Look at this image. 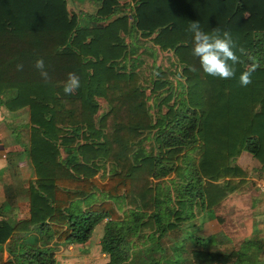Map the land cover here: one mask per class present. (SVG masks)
Here are the masks:
<instances>
[{"label":"trees","instance_id":"trees-1","mask_svg":"<svg viewBox=\"0 0 264 264\" xmlns=\"http://www.w3.org/2000/svg\"><path fill=\"white\" fill-rule=\"evenodd\" d=\"M123 1L99 0L87 18L106 21L81 26L66 0H0V96L7 111L27 109L35 176L28 184V217L12 225L0 221V247L10 240L2 264H55L58 244L86 242L100 222L103 264H128L134 239L156 241L193 219L194 208L213 214L245 187L246 173L233 164L240 152L264 162V0ZM192 21L207 33L228 31L237 48L256 58L260 66L249 85L239 83L250 61L238 51L233 78L203 72L193 55ZM133 34L150 38L181 66L178 92L159 67L145 79L150 95L169 89L156 105L166 110L154 119L136 69L138 47L124 42ZM40 58L48 82L35 67ZM69 73L81 83L70 95L63 91ZM150 133L155 154L142 144ZM192 147L186 160L184 151ZM158 179L182 184L173 206ZM93 190L99 200L78 208ZM114 201L129 213L121 216ZM258 237L219 252L209 237L193 236L198 248L190 250L189 264L244 262L263 248Z\"/></svg>","mask_w":264,"mask_h":264},{"label":"rangeland","instance_id":"rangeland-1","mask_svg":"<svg viewBox=\"0 0 264 264\" xmlns=\"http://www.w3.org/2000/svg\"><path fill=\"white\" fill-rule=\"evenodd\" d=\"M124 2L127 1L120 0V4H123ZM98 6L99 0H66L67 11L69 12V14L75 13L79 16V25L81 26H90L96 23H103L106 21L95 20L96 23H94L91 19L87 18V15L93 16L95 14V11ZM124 8H128V6H125ZM120 14H123V12H120ZM113 17L114 16L110 17L109 19H112ZM124 42L127 44L133 42V44L137 45L138 47L137 55L142 58V63L137 66L136 69L140 74V81L144 85L143 88L145 90V94L147 95V103L149 105V112L151 118L154 119L157 115H160L161 113L165 112V106H162L159 112L156 111V105L167 94L169 89L165 87L162 91H160V93H158V95H150L148 92L150 85L145 81V79L150 76L153 77L155 74V68L159 67L161 68V70L167 73V78L169 80L170 86L174 87L175 91L178 92V87L182 86V77L179 76V70L181 66L177 63L174 55L171 54V52L161 51L156 46H153V43L150 38H144L143 36H140L138 34H133L132 37L125 36ZM142 50H145V52H140ZM126 65H128V62H126ZM177 94H173L172 100L174 102L178 101ZM4 99L5 98L1 95V106L3 105ZM178 110H181V108ZM10 125V123L7 124V127L10 128ZM153 138L154 134H148L147 137L143 138L144 141H142V144L145 150L151 151L155 154L157 152V148L153 141ZM13 150L14 147L12 146L10 151ZM10 151L8 153L9 158L11 157ZM185 152L186 160H188L189 158H191V156L194 155L193 147L186 148L184 153ZM20 153L22 154L24 152L21 150ZM25 154L23 155L25 156ZM17 159L19 160V158ZM10 160L14 161L13 158H10ZM247 165L249 166V163H247L246 166ZM101 173L102 172L99 171L97 175H101ZM157 182H160V189L162 190L163 194L165 193L166 195H168V198H170L169 204L172 205L171 201L176 199L175 190L177 188H180L182 184L180 182H177L174 185L173 181L170 182L169 180H167V182H161L159 179L157 180ZM256 186L259 190V183L256 184ZM253 188L254 187L247 188V191L253 198H255L252 200L254 204V202H256L257 200L256 197H258V193L255 190L252 191ZM259 192L261 191L259 190ZM239 194L240 193L233 194L229 205L231 210L226 211V213H229L228 216L230 218H233V220L237 224L238 217H236L235 220L236 211L241 210L242 212L240 213L242 214L244 212L245 217H241L239 221L241 223L242 233L231 234L232 237H229L226 236V234L224 235L221 230H213V224L211 220H209L211 216H207V218L205 219V214L209 213H205V210L202 209V220L196 222L195 218L197 217H194L190 221L182 223L178 228L179 230L175 229L172 231H168L167 233L163 234L159 239H156V241H154V239H147L146 236H143V238L140 239H134L132 242L133 247L131 251H129L128 264H189L190 250L198 248V246L194 244L193 236L204 237L207 234H213L211 238L216 241L208 242L210 248L219 252H226L231 247L238 246L239 248L241 240L248 236H251L252 238H259L258 236L260 235V240H264V210H254V212L256 213L255 218H253L252 221H248V219L250 220V210H248V208L246 207V205H249L247 199L248 196H238ZM95 200H99V197L97 191L93 190L91 196L88 197V199H85V201L83 202H78L77 207L83 208L87 205V203H93ZM114 203L118 206L119 213L121 214V216L125 213H129V207L125 206L122 202L114 201ZM241 205L243 209L238 208ZM196 211L197 209L194 208L192 212L196 214ZM222 218L223 221H221L220 219L218 220L219 223L217 228L220 227L221 223H224L226 225L225 227H227V225L229 226L233 222L232 220L230 222H227L228 219H225L224 217ZM245 220H247L246 223ZM250 223L251 226L247 225ZM102 229L103 222L96 224L92 229L89 239L82 244H58L54 248V255L56 260L55 264H103L106 261L107 257L106 254L102 253L99 245L101 234L103 232ZM237 237L240 238L237 239ZM53 239L54 237L51 239V242L53 241ZM262 247L263 248L260 249L257 253H252V251H250L251 255L247 259H245L244 262L241 261L238 264H263L264 244L262 245Z\"/></svg>","mask_w":264,"mask_h":264},{"label":"crops","instance_id":"crops-1","mask_svg":"<svg viewBox=\"0 0 264 264\" xmlns=\"http://www.w3.org/2000/svg\"><path fill=\"white\" fill-rule=\"evenodd\" d=\"M9 123L11 124L10 128L7 127V124ZM28 145L27 109L21 108L17 111L10 112L0 105V221L5 222V220H7L6 222L11 225L12 223L26 219L29 214L27 186L29 181L34 180L35 176L30 159L27 155ZM12 146L14 147V150L10 151ZM21 150L24 153L21 154ZM9 151L11 153L10 158H13L14 161L10 160L8 157ZM23 154H25V156ZM17 158H19V160ZM247 163H249V166H246ZM233 164L237 165L246 173L245 187L229 194L222 201L221 206L216 212L209 215L205 214L206 216H204L205 219L207 216H211L209 220H211L213 224V230H221L224 235L226 234V236L229 237H232L231 234L242 233L241 223L239 221L241 217H245L244 212L242 214L240 213L242 212L241 210L236 211L235 220L236 217H238V222L236 224L233 218L228 216L229 213H226V211L231 210L229 205L234 193H240L238 196H248L247 199L249 205H246L248 210H250V220L248 219V221H252L253 218H255L256 213L254 210H264V193L259 192L256 186V184L264 179V162L258 161L249 152L244 150L235 157ZM250 187H254L255 189L253 188L252 191L255 190L258 193V197H256L257 200L254 204L252 200L255 198H253L247 191V188ZM238 208L243 209L242 205ZM201 215H203L202 209L200 212L196 211V222L202 220ZM222 217L228 219L227 222L232 220V224L225 227L226 225L221 223L220 227L217 228L219 223L218 220L220 219L223 221ZM246 221L247 220H245V223ZM247 225L251 226V223ZM212 235L213 234H207L204 237H209L210 241H216L211 238ZM239 238L240 237H237V239ZM9 241L10 240L7 239L0 247V264L4 263L10 256L6 249Z\"/></svg>","mask_w":264,"mask_h":264},{"label":"clouds","instance_id":"clouds-1","mask_svg":"<svg viewBox=\"0 0 264 264\" xmlns=\"http://www.w3.org/2000/svg\"><path fill=\"white\" fill-rule=\"evenodd\" d=\"M189 31L193 33V55L198 57L200 66L204 73L218 77L220 79H231L236 74L235 65L240 63L241 55H248L250 63L239 76L241 86H247L251 83L252 74L259 68V62L251 54L246 53L243 47L237 48L231 34L224 31L214 30L207 33L201 30L197 21H192L189 25ZM35 67L40 70V74L45 82L50 80L47 71H45L44 60L42 58L35 61ZM18 70H22L23 65H17ZM81 86L80 78L75 73H69L64 85L65 94H73Z\"/></svg>","mask_w":264,"mask_h":264},{"label":"built area","instance_id":"built-area-1","mask_svg":"<svg viewBox=\"0 0 264 264\" xmlns=\"http://www.w3.org/2000/svg\"><path fill=\"white\" fill-rule=\"evenodd\" d=\"M259 190L264 193V179L259 182Z\"/></svg>","mask_w":264,"mask_h":264}]
</instances>
